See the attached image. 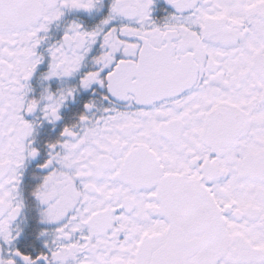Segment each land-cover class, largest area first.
I'll return each mask as SVG.
<instances>
[{"label": "snow or ice", "instance_id": "snow-or-ice-1", "mask_svg": "<svg viewBox=\"0 0 264 264\" xmlns=\"http://www.w3.org/2000/svg\"><path fill=\"white\" fill-rule=\"evenodd\" d=\"M0 264H264V0H0Z\"/></svg>", "mask_w": 264, "mask_h": 264}]
</instances>
